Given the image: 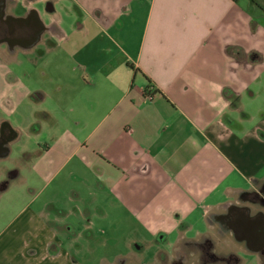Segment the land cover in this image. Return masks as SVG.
<instances>
[{
	"label": "crops",
	"instance_id": "crops-1",
	"mask_svg": "<svg viewBox=\"0 0 264 264\" xmlns=\"http://www.w3.org/2000/svg\"><path fill=\"white\" fill-rule=\"evenodd\" d=\"M16 1L2 8L12 19L34 9L62 38L68 32L56 5L78 14L72 31L76 53L90 54L81 65L92 78L85 96L93 108L75 127L61 125L43 105V91L0 65V119L27 121L36 103L57 125L52 133L43 118L45 133L21 143L23 163L41 172L53 162L50 179L59 173L66 185L63 205L50 196L38 201L40 191L30 188L27 207H18L27 195L11 192L12 179L25 164L15 161L18 173L0 188V264H92L100 212L115 213L112 224L126 227L141 247L159 246L151 264L164 262L161 247L169 262L180 242L207 243L239 264L243 252L257 253L264 264V199H251L264 186V106L261 120L248 109L264 85V0H25L23 13L14 11ZM46 32L0 45L29 50ZM103 36L106 46L90 45ZM141 250L116 263L140 264Z\"/></svg>",
	"mask_w": 264,
	"mask_h": 264
},
{
	"label": "rangeland",
	"instance_id": "rangeland-1",
	"mask_svg": "<svg viewBox=\"0 0 264 264\" xmlns=\"http://www.w3.org/2000/svg\"><path fill=\"white\" fill-rule=\"evenodd\" d=\"M260 1L263 2L262 0ZM37 5L43 11L48 8V4L45 1L39 2ZM26 6L25 0L16 1L13 5L16 13L25 12L27 10ZM260 10L261 16L264 18V3L263 7H260ZM55 16L59 20L62 19V25L68 32L64 38L53 35L50 31H47L45 34L46 37L29 50L18 49L17 51L11 52L5 45H0V65L1 67L3 66V69L1 68L2 72L8 69L10 74V68L14 74V78L16 77V80L25 83L32 91H43L45 95L43 105L52 112L61 125H67L73 128L76 123L74 120H80L82 115L91 111L93 108V104L87 101L85 96V92H90V85H88L87 82H91L92 78L86 74L84 69L85 64L82 63L81 65V62H84L82 58H84L86 62L91 61V59L88 53H76L78 48L76 42H78V38L75 37L72 29H74V25L79 19L78 14L75 15L71 10V6L61 2L56 5ZM53 24L56 25L55 22ZM87 25L91 27L93 32L95 31L91 22L88 21ZM105 31L104 29V32ZM93 34L94 33H92V35ZM82 40L85 43L88 38ZM92 40L91 46H106V36L96 40L92 37ZM101 57L104 56L102 55ZM98 59H100V56ZM1 77L5 78V75L2 74ZM11 78H7L6 75V79L10 80ZM256 88L258 90V95L253 102H249L248 109L253 111L254 117L257 120H261L262 116H258L257 111L258 108L264 106V85H257ZM21 103L22 105L19 106L18 113L19 116L24 117L25 114H23L21 110H26L27 101ZM37 107L40 106L36 103L32 106L31 110L34 109V113H32L33 116H31L29 120L26 121V118H24L26 127L31 125L32 119H39L45 116ZM43 118L53 133L57 128L55 121L52 120V118ZM27 131L30 133L32 129H27ZM20 133L22 142L25 143L31 140L29 139V135L26 134L25 128L21 130ZM52 133L51 137L53 138ZM60 140L61 139H59V141ZM17 160H20L19 163L17 162L18 166L25 164L23 163L25 157L24 159H20L18 152L13 150L10 158L5 159L1 165L12 168ZM19 169L21 172L19 176L21 177L12 179L14 183L11 187V192H24L25 195H30L32 193L30 188H34L40 191V198L38 201L46 200L48 196H50L51 200H53L54 204L57 206L65 203V196L63 195L64 189H66V185L64 184L65 181H63L59 173L55 178L50 179L55 172V165L53 162H51L49 166H46L41 172L32 164H25L19 167ZM29 199L27 195L24 201H19L18 207H27ZM94 218L96 222H98L95 226L97 227L96 238H98V244L95 247L97 254H95V256L93 255L92 264H108L110 262L118 264L116 260L120 255L129 257L130 254H135L140 248H143L141 246H144V243L140 240H134L132 234H128L130 231L126 227L124 228L118 223L112 224L115 220V213L104 215L100 212L95 215ZM95 227L94 231H96ZM142 232L145 233L147 231L143 230ZM193 233V231H190V234ZM181 246L185 249L183 243H181ZM158 248L159 246L155 247L154 245L144 247L141 251L145 253L143 254V261H141L140 264L145 262L150 263L152 260L151 253L154 249ZM161 248L164 249L165 247ZM103 259L106 261H103ZM136 261L132 260L131 264H135ZM217 264L227 263L220 262ZM242 264H262V262L257 253L243 252Z\"/></svg>",
	"mask_w": 264,
	"mask_h": 264
},
{
	"label": "flooded vegetation",
	"instance_id": "flooded-vegetation-1",
	"mask_svg": "<svg viewBox=\"0 0 264 264\" xmlns=\"http://www.w3.org/2000/svg\"><path fill=\"white\" fill-rule=\"evenodd\" d=\"M6 6V0H0V41H7L9 44L22 43L27 40L33 41L41 32H46L52 30L53 27H45L39 20L36 15V10L31 9L29 15L22 19H12L7 13L4 12ZM3 8V9H2ZM44 117V116H43ZM39 118L35 121H32L31 125L26 127V134L34 136L40 133H45L46 127L42 126V121L44 119ZM22 123L24 121H19L16 118L12 117V114L6 115L0 119V165L4 162L6 157L11 156L13 150L18 152L20 158L25 157V153L22 152L21 143L22 137L20 130L24 129ZM27 129H32L30 133ZM33 141V138L31 139ZM39 142V141H37ZM42 149L45 150L46 144L41 143ZM13 164V163H12ZM18 173V168L15 163L12 168L1 165L0 166V188L4 184L7 185L10 180ZM252 201L256 203H262L264 199V186L262 185L257 192L251 194ZM185 250L196 252L199 254L198 260L199 264H217L220 262L227 264H239L240 258L236 255L231 256L230 258L223 257L221 255H215L211 253L210 246L207 243H186L184 244ZM144 249V247L142 248ZM261 249L264 251V245L261 246ZM178 250V249H176ZM173 251V248L171 249ZM161 253L163 263L169 264L168 254L163 251L162 248L159 249ZM195 261H193V264ZM118 264H126V261L119 262ZM143 264H151L145 262ZM171 264H184V256L180 255L177 259L171 261Z\"/></svg>",
	"mask_w": 264,
	"mask_h": 264
},
{
	"label": "clouds",
	"instance_id": "clouds-1",
	"mask_svg": "<svg viewBox=\"0 0 264 264\" xmlns=\"http://www.w3.org/2000/svg\"><path fill=\"white\" fill-rule=\"evenodd\" d=\"M180 255L184 256V264H193V258H195V264H198L199 254L183 249L181 246V242L174 247L172 257L169 259V264H171V261L177 259Z\"/></svg>",
	"mask_w": 264,
	"mask_h": 264
},
{
	"label": "water",
	"instance_id": "water-1",
	"mask_svg": "<svg viewBox=\"0 0 264 264\" xmlns=\"http://www.w3.org/2000/svg\"><path fill=\"white\" fill-rule=\"evenodd\" d=\"M37 40H39V38H37ZM37 40H36V41H37ZM36 41H35V42H36Z\"/></svg>",
	"mask_w": 264,
	"mask_h": 264
}]
</instances>
